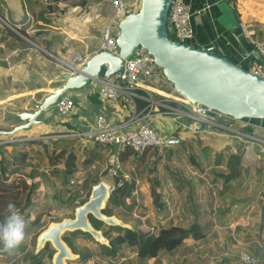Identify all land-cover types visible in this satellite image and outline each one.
<instances>
[{
  "label": "crops",
  "instance_id": "obj_1",
  "mask_svg": "<svg viewBox=\"0 0 264 264\" xmlns=\"http://www.w3.org/2000/svg\"><path fill=\"white\" fill-rule=\"evenodd\" d=\"M186 1L192 12L190 22L194 31L189 43L201 47L213 44L215 52L248 70L255 63L263 65L261 55L243 34L239 21L246 22L255 39L264 38V0ZM205 5L208 6L203 10ZM111 12L112 7L109 0H85L83 5L80 4V0L57 2L54 0H0V127L10 130L21 123L23 121L19 117L21 111L34 108L44 96L63 83L62 73L66 70L62 69L61 61H67L76 53L90 56L98 49L101 29ZM2 22L5 24L8 22L14 27L6 28ZM23 33L26 35L31 33V38ZM99 86L100 81H92L82 87L69 89L65 93L73 99V107L69 113L61 115L58 112L57 103L53 104L39 114V121L27 128L28 131L33 134L45 128L66 130V133L55 134L56 137L71 135L73 131H78L80 138L90 141L88 133L93 129L98 115L107 117L113 124H119L128 123V119L136 112L140 118L132 126L148 122L164 137L175 136L180 139L167 143L162 153L163 156L161 154L162 158L159 160L157 157L158 163L163 162L160 170H155L160 180L158 190L163 195L162 200L165 205L164 209H166V216L162 217V221L168 217L174 220L168 211L172 206L178 208L189 206L188 209L191 210L199 207H204L206 210L213 209L212 220L216 223L215 208L221 206L224 209L228 208L226 212L224 210L221 213L222 215L225 213V218L222 219L226 220L227 226L218 225V227L229 229L233 222L241 218L244 225H235L239 238L252 237L255 240L264 238V234L260 235V228L264 226V164H261V161H264V118L232 121L233 126L245 132L248 131L247 133L259 139L254 141L238 136L237 133L207 127L208 125H200L198 130H193L190 127L192 123L190 117L182 115L178 118L174 113L169 112L167 107L150 104L145 95L138 91L142 89L156 93V97L165 95L171 100L177 92L171 82L144 81L139 83L136 97L147 100L144 105L138 104L135 98L131 100L122 96L116 102L111 103L98 95ZM170 100H168L169 105L184 109L181 102L171 104L173 101ZM182 123L185 125L181 126ZM22 130L7 134V136L15 135L13 138L21 140L23 136L17 134H20ZM205 132H209V135L202 136ZM197 135L201 139V144H194L199 149L195 150L196 159L200 161L202 169H197L189 160L183 159L177 150L178 146L183 145L182 141L187 142L188 139L196 142ZM99 145L95 159L88 166L90 172H95L92 169L96 167L95 164L101 165L106 161V154H108L106 145ZM190 145H192L191 142ZM203 146H206V151L202 149ZM240 148L243 161L247 160L245 153L248 151L256 155V160L260 161V165L257 163L252 174L247 175L248 181L247 168H243L240 176L232 180L229 189L221 192L223 180L219 177L214 183L212 174L216 171L225 173L228 169L224 170V161L221 164H214L215 151L223 150L222 159L224 160L230 152L234 153ZM170 149L171 152H169ZM101 152H103L102 155ZM123 160H130L134 163L132 156L121 158L122 162ZM174 160L182 162L180 170L171 165ZM134 166H136L135 163ZM133 170V175L137 177ZM96 172L99 173L100 178L103 176L102 171ZM177 174L181 176L182 183L174 178ZM107 179L112 180V177H107ZM136 180L139 186V177ZM184 181H187L190 186L203 182L205 191L203 189V193L196 195L202 201L186 203V194H183L185 192ZM137 186L136 195L139 189ZM143 186L145 187L144 184ZM144 187H141L143 194H145ZM148 199L145 197L146 202ZM230 208L237 209L236 213ZM237 215H239L238 218H236ZM174 222L177 223L176 219ZM212 228L216 230L213 226ZM209 234L204 239L210 237L213 239L217 233ZM225 248L222 249L224 250L222 254L230 251L229 246ZM210 253H212L211 250Z\"/></svg>",
  "mask_w": 264,
  "mask_h": 264
},
{
  "label": "water",
  "instance_id": "obj_2",
  "mask_svg": "<svg viewBox=\"0 0 264 264\" xmlns=\"http://www.w3.org/2000/svg\"><path fill=\"white\" fill-rule=\"evenodd\" d=\"M172 0H140L138 9L129 11L117 24V52L96 50L81 67V71L62 73L63 83L35 104L34 108L21 111L23 120L2 134H14L27 129L39 121V114L56 104L69 89L90 84L102 76L109 78L122 72L124 59L140 46L152 55L154 63L173 87L189 102H197L217 109L235 118H264V78L241 67L225 56L182 42L169 36L167 30L168 10ZM258 52V51H257ZM197 126L201 122L197 121ZM172 136L167 143L178 141ZM112 190L110 183L99 179L90 187L88 197L74 207L73 216L50 221L35 238L37 253L48 242L53 248L52 264H68L67 260L79 257L63 239L66 231L87 232L98 243L109 244L101 228L92 223L90 216L107 225L133 226L116 214H107Z\"/></svg>",
  "mask_w": 264,
  "mask_h": 264
},
{
  "label": "trees",
  "instance_id": "obj_3",
  "mask_svg": "<svg viewBox=\"0 0 264 264\" xmlns=\"http://www.w3.org/2000/svg\"><path fill=\"white\" fill-rule=\"evenodd\" d=\"M54 1L57 2L64 0ZM80 4H85V0H80ZM50 8L53 7L50 6ZM24 42L25 41L23 40V43ZM138 91L142 94H146V92L142 89H138ZM152 95L157 96L156 93H152ZM135 100L138 104L140 103L144 105L145 103H147V100H143L139 97H135ZM171 104L176 103L173 102ZM51 133L63 134L66 133V130L62 131L55 129ZM91 142L84 144L83 147L84 149H86L84 153H86V155H84L82 159L79 155V149L80 147L82 148V142L78 137L71 138L69 136H59L52 137L48 139V141L42 139H26L23 141L9 142V144H13L14 149L18 148L16 147L18 144H21V146L33 143L42 144L45 147V151L41 154V156L38 155L37 158L46 157L47 159L51 160L50 163L53 165V168L50 170L49 174L44 168H42V166L40 167V165H38L40 164V162L38 160H32L31 156L24 149H19V157L10 159L11 157L6 153L7 149L3 147L5 146V144H0V221H3L8 213L7 205L9 203H13L16 206V209L22 215L23 219L27 220L25 221L26 232L31 228V225H39V215L35 216L32 219H29L32 211H34L33 207L31 206L33 204L32 196L40 182H47V175L55 176L56 182H59L61 184L60 191L61 189H63L69 192V202L73 204V207L85 201L88 197L91 185L93 183H96L100 179L99 173L96 172L97 170L95 172H90V167L88 168L92 160L95 159V156L97 154L96 149L100 146V143L98 144V142L96 141H93V143ZM182 142L184 146H187L186 141ZM106 148L109 151L111 146L106 144ZM56 150H58L56 153V157L59 156V158H52L53 152H56ZM241 151V148L237 149V151L234 153L228 151L230 152L227 156L228 159L226 164L228 171L225 173L223 171H216L214 172V174H212L214 183L216 180H218L219 177L222 178L223 189L221 190V192L225 191L226 189L228 190L232 180L237 179L240 176L243 168L248 167L246 161H243L241 158ZM169 152H171V149ZM215 153L214 164H221L224 161L222 159L224 156V151H215ZM120 155L122 159L127 156H132V161L135 163L136 168H138V165L142 164L145 158L149 156L147 164L148 170L147 167L145 169V171L149 172V175L155 173L156 164L158 161L157 157H159V159L162 158L161 154H157L155 150L151 154H149L148 149H145L142 153L134 152L131 149H125L120 152ZM57 160H59L60 165H58L59 163H57ZM188 160L189 162L193 163V166L197 169H202L200 161L196 159L195 151L194 153H189ZM13 163L14 166L11 165ZM8 165H10L11 167ZM79 170L80 172H84L79 173ZM11 172L14 173L15 176L9 179L8 174ZM141 172L139 174H141ZM104 173L105 170H103V174ZM37 176L40 177V181L34 180V178ZM120 176L116 177L114 181H117ZM28 178H30V181L27 180ZM136 178L137 177L134 175L121 176V182L112 191L107 206L103 210L105 213L113 214L115 211L114 209H116L117 206H125L130 210L133 208L137 196ZM144 178L148 179V181L150 182V203L154 207V209H156V214L157 212L163 210L160 215L156 217L157 222H159L157 227L155 229L154 227H152L151 230H138L134 227L129 228L120 225H107V228L103 229V233L108 237L109 244H101L96 242L87 232H82L80 230L71 232L67 231L65 234H63V239L68 243V245L74 252L79 253L78 260L85 262L89 258L95 256L100 257L101 259H110L114 257L117 258L118 255H120V249L122 245H128L134 246L136 248V257L140 261L139 264H153L149 263L150 258L155 259L154 264H163L158 259L160 255L165 253H173L181 247L187 248L184 245L188 244L189 242H195L197 240L205 238L207 234L210 233L209 231L210 228H212V225H210V223L203 224L197 218L192 220V222L186 226L175 223L172 220L166 222L164 220L162 221V217L166 216V211L164 209V201L162 200L163 195L158 190L160 180L157 178L156 174L152 175V177H149L147 175V172L145 173ZM73 187H76L74 191L72 189ZM58 192L55 193L54 196H59ZM227 209L228 208L224 209L221 206L215 208L216 223H218L220 226H227V222L225 219H222L221 214L224 210L226 212ZM90 219L94 226L97 228H100V225L103 224L102 221L97 220L92 216H90ZM39 231H36V233L34 234V239L36 238V235ZM77 232L88 236L93 241L94 246L88 247L86 250H79L73 238V236ZM255 241H258V247L255 246V249L251 248L254 250L252 251V253L256 254L257 256V261L255 262V264H264V238ZM223 251L224 250L221 249V252ZM12 252L22 253V258L25 262L24 264H40L42 262V259H44V256L51 257L53 249L51 246L49 247V245L46 244L42 249L35 253L34 250L27 249L26 243L24 241L18 248L9 252L5 251L3 249V246L0 245V259L8 261L7 255L11 254ZM10 260L11 263L15 264V255H13ZM236 262L237 261L233 262L230 259L229 255H225V253H223L220 256V262L218 264H237Z\"/></svg>",
  "mask_w": 264,
  "mask_h": 264
},
{
  "label": "rangeland",
  "instance_id": "obj_4",
  "mask_svg": "<svg viewBox=\"0 0 264 264\" xmlns=\"http://www.w3.org/2000/svg\"><path fill=\"white\" fill-rule=\"evenodd\" d=\"M126 1L129 3L130 8H133L134 10L138 9L139 4H140V0H126ZM2 23H4V22H2ZM4 25L6 28L7 27H9V28L14 27L12 24H10L8 22L6 24L4 23ZM23 34L26 35L25 33H23ZM30 34L29 35L27 34L26 36L28 38H31ZM59 63H60V61H59ZM61 67H62V69H64V67L62 65H61ZM158 69L161 70L159 67H158ZM153 82L157 83L156 80ZM207 127H209V126H207ZM1 129L9 130V128L0 127V130ZM51 129H53V130H51ZM54 130H55V128H45L44 130L38 131L36 133L34 132L33 134H31L30 131H28V129L22 130L21 132H19L20 134H17V135L23 136V138L21 140L13 138L15 135L7 136V134L0 133V144L1 145L5 144V146H3V147H5L7 149L6 153H7V155H9L11 157L10 159H14V158L19 157V153H20L19 149L20 148L24 149L31 156V159L35 160V161L38 160L40 162V164H38V165H40V167L42 166V168H44L47 171V173L49 174L50 170L53 168V165L50 163L51 160L47 159L46 157L37 158L38 155L41 156V154L45 151V147L42 144L33 143V144L25 145V146H23V145L21 146V144H18L16 146L18 148L14 149L13 144H9V142H13L14 140L23 141L26 139H42V140L48 141V139H50L52 137H56L55 134L52 135V133H51ZM21 133H23V134H21ZM198 135H200V134H198ZM198 135L196 137V142H195V140L190 141L187 139V146L180 145L177 147L179 155H182L183 159L188 160V155L190 152L194 153L195 150H197V151L199 150L195 147L196 145H194L195 143L201 144L200 143L201 139H199ZM205 135H209V132H205L202 134V136H205ZM25 136H28V137L24 138ZM63 136H65V135H63ZM66 136H69L71 138H77V137L80 138L81 135L71 134V135H66ZM88 139H90V138H88ZM80 140L82 142L81 143L82 148L80 147V149H79V155L81 156V159H82L84 157V155H86V153H84V151L86 150L83 147L84 144H86V142L87 143L91 142L92 140L86 141L83 138H80ZM190 142L192 143V145H190ZM91 143H93V141ZM91 143H89V144H91ZM198 146H200V145H198ZM205 147L206 146L202 147V149H204V151H206ZM57 151L58 150H56V152H53L52 158H59V156L56 157ZM148 151H150L149 154H151V152H153L152 149H149ZM218 151H221V150H218ZM251 152H253V151H251ZM82 153H83V155H82ZM102 153L103 152H101V155H102ZM215 154H214V158H215ZM87 156H88V153H87ZM245 156L247 157L246 163L248 165V167H246L247 168L246 176H247L249 174H252L253 168L256 167L257 163H259V165H260V161L256 160V155H254L253 153H250L248 151L245 153ZM148 157L149 156H147L145 158V160H144V162H142V164L138 165V168H136L134 166V163L130 162V160H125V161L123 160V162L121 161V165H120L122 168L123 174L126 173V175L129 174V176L133 175L132 169H134L133 170L134 174L137 175V177H139V179H140L139 183H138L139 186H137V188H139V189H138V194L136 196V200H135V204L133 205V208L130 210V209H127L125 206H117V208L114 209L115 210L114 214H116L118 217H120L123 220H127L126 222H129L134 228H136L138 230H151L152 227H154V229H155L159 223V222H157L156 217L158 215H160V213L163 211V210L159 211L156 214V209H154V207L151 205L150 200H149L150 199V197H149L150 182L148 181V179L144 178V176H145V173L147 172V175L149 177H152V175H155L156 172L154 174L149 175V172L145 171L146 167L148 170V165H147L148 160H149ZM227 159L228 158L224 159V163H223L225 165L224 170H226V168H227L226 167ZM158 161H157L156 169L160 170V168L163 166L162 165L163 162L158 163ZM57 163H59V160H57ZM97 164H95L96 167L92 168V169L94 171L100 170L103 172V170H105V167L107 165V154H106V161L104 163H101V165L99 163H97ZM261 164H264V161H261ZM11 165L14 166V163ZM58 165H60V163ZM171 165L174 168H176L177 170H180L179 168L183 164H182V162H178L177 160H174L171 163ZM8 166H10V165H8ZM218 169L223 170V168H220V167H218ZM140 172H141V174H139ZM79 173H81V172H79ZM102 175L103 176H101V177L105 178V179H107V177H110L109 175H106V173H104ZM178 175L179 174H177V176L175 175L174 178L177 179L180 183H182L181 176L180 175L178 176ZM14 176H15V174L12 172L8 174L9 179H11ZM47 177H48L47 182H40L36 188V191L34 192V194L32 196V203L33 204L31 206L33 207L34 211H32L29 219H32L35 216L39 215V225L38 224L31 225V228L26 232L25 243H26V247L28 250H35V239L33 238V236L36 233V231L43 229L52 220H59V219L66 217V216H73L74 207H73V204H71L69 202L70 201L68 198L69 192L67 190H63V189H61V191H60L61 184L59 182L58 183L56 182L55 176L47 175ZM184 177H186V176H184ZM39 179H40V177H38V176L34 178V180L40 181ZM27 180L30 181V178H28ZM247 181H248V176H247ZM202 183H200L196 186L195 185L190 186L187 181H184L183 188L185 189V192L183 194H186V203L187 204L188 203H199L200 201H202L201 199L196 197V195H199V193H203V189L205 191V187H203L204 185ZM143 184L145 185V187L143 186ZM194 186H195V188L192 189V187H194ZM141 187L142 188L144 187L143 190H144L145 194H143L141 192V190H142ZM75 188L76 187L72 188L73 191ZM147 190L149 192H147ZM57 192H58L59 196L56 197V196H54V194ZM145 197L149 198L148 202L145 201ZM188 208H190V207L188 206ZM188 208H178V207L172 206L171 208L168 209V211H169V213H171V215H172L171 217H174L173 218L174 220L176 219L178 224L186 226V225L190 224L192 222V220L197 218L198 220H200L201 223H203V224L210 223V225H212L214 227V229H216V230H213V228H210V231H209L210 234L209 235H214V233L215 234L217 233V234L215 235V237H213V239H211V237L208 239L202 238L196 242H189L188 244L184 243V244H186L184 246L187 248L181 247L177 251H174L173 253H165V254L160 255V257L158 259L161 261V263H163V264H218L220 262V256L222 255L221 249L229 246L230 251L225 252L226 253L225 255H229L230 259L233 262L237 261L236 262L237 264H244V263H241L242 262L241 260H239L238 253L241 250L252 252V251H254L253 249H255V246L258 247V241H255V238H252V237H250V238L246 237L243 239L239 238L238 231L235 230V225L242 224V222H243L241 220V218H238L239 215H237V217L235 216L236 218H238L237 222H233V224L230 226L229 229H225L222 227L221 228L218 227V225H219L218 223H212L213 222L212 217L214 216L213 209H207L206 210V208H204V207H199V208H192V210H191ZM230 209L234 210L235 213L237 211V209H233V208H230ZM245 211H246V213H248V209H246ZM250 213H252V212H250ZM196 214H197V216H196ZM223 217L225 218V213H224V215H222V218ZM168 218H166L165 222L172 220V219H168ZM25 221H27V220H25ZM242 225H244V224H242ZM100 228L102 230L106 229L107 224H105V223L101 224ZM65 233H63V234H65ZM263 234H264V226H261L260 235H263ZM73 238H74V242H75V244L79 250H86L88 247L94 246L93 241L88 236H86L80 232H77L73 236ZM47 244L49 245V247L51 246L49 242ZM248 245H250V247ZM251 248H253V249H251ZM210 250L212 251V253H210ZM13 255H15V264H24L25 263L23 258H22V255H23L22 253L12 252L11 254L7 255L8 261L0 259V264H14V263H11V260H10L13 257ZM114 258L101 259L100 257L95 256V257L89 258L85 262H82V261L78 260L79 257H77L75 259L67 260V263L68 264H139L140 263V261L136 257V248L134 246L122 245V247L120 249V255H118L117 258H115V259ZM149 263L154 264L155 259L150 258ZM40 264H52L51 257L44 256V259H42V262Z\"/></svg>",
  "mask_w": 264,
  "mask_h": 264
},
{
  "label": "built area",
  "instance_id": "obj_5",
  "mask_svg": "<svg viewBox=\"0 0 264 264\" xmlns=\"http://www.w3.org/2000/svg\"><path fill=\"white\" fill-rule=\"evenodd\" d=\"M109 2L112 7V12L101 29L97 50L105 49L116 53L118 50L116 43V35L118 33L117 24L125 14L134 9L130 8L129 3L126 0H109ZM207 6L208 5H205L203 10L207 8ZM191 14L192 12L186 0H172L167 17V30L169 36L171 34L170 37L178 41L190 42L194 34L190 22ZM239 25L243 34L253 43L255 49L263 59V65L255 63L249 71L264 78V38L255 39L246 22L243 20L239 21ZM204 48L214 51L213 44H208ZM88 57L89 55L87 54L76 53L67 61H61L62 66L70 73L81 71V67ZM155 80L157 83L163 81L170 83L154 63L152 55L146 48L140 46L133 54L124 59V68L122 72H116L109 78L101 77L92 81H100V86L97 89L98 95L101 98H105L109 102L114 103L120 96L134 100L137 96L136 89L139 83L144 81L153 82ZM145 92V98L148 102L150 101V104L167 107L168 111L174 113L178 118L182 115L190 117L192 119L190 127L193 130L199 129L196 124L197 121H199L201 122V125H208L213 129L215 127L217 130H226L232 133H237L238 136L245 137L252 141L258 139L254 135L232 125V121L243 120L245 118H235L204 104L189 102V100L178 91L171 100L165 95L156 97L153 96L151 92ZM168 100L175 103L181 102L184 109L169 105ZM57 107L58 112L61 115H66L73 107V99L64 94L57 101ZM139 118V114L134 112L128 119V123L113 124L107 117L98 115L95 119L93 129L88 133L91 140L111 146L107 154L105 173L112 177V180L102 177L101 179L110 183V189L112 191L121 182V176H126L123 174L120 166L121 151L131 149L134 152L142 153L145 149H152L153 151L155 150L157 154H162L167 146V139L169 137L166 138L159 134L148 122H142L132 126V124H135L134 122ZM184 125L185 124L183 123L181 124V126ZM70 134L80 135L78 132H72ZM118 176H120L119 179L114 181ZM239 258L242 262L247 264H255L257 261L256 254L244 250L239 252Z\"/></svg>",
  "mask_w": 264,
  "mask_h": 264
},
{
  "label": "clouds",
  "instance_id": "obj_6",
  "mask_svg": "<svg viewBox=\"0 0 264 264\" xmlns=\"http://www.w3.org/2000/svg\"><path fill=\"white\" fill-rule=\"evenodd\" d=\"M7 209V215L0 221V245L5 251L11 252L25 241L26 224L13 203H9Z\"/></svg>",
  "mask_w": 264,
  "mask_h": 264
}]
</instances>
